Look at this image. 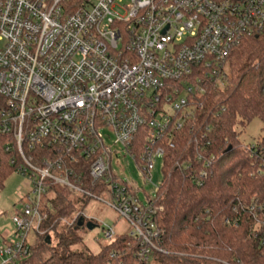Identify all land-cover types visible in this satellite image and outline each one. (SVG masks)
Returning a JSON list of instances; mask_svg holds the SVG:
<instances>
[{
  "label": "built area",
  "instance_id": "1",
  "mask_svg": "<svg viewBox=\"0 0 264 264\" xmlns=\"http://www.w3.org/2000/svg\"><path fill=\"white\" fill-rule=\"evenodd\" d=\"M251 38L264 41V0H0V148L14 150L10 164L32 185L0 264L29 255L49 187L92 196L85 176L153 248L157 206L140 201L127 158L150 182ZM80 219L92 222L78 213L69 226Z\"/></svg>",
  "mask_w": 264,
  "mask_h": 264
},
{
  "label": "trees",
  "instance_id": "2",
  "mask_svg": "<svg viewBox=\"0 0 264 264\" xmlns=\"http://www.w3.org/2000/svg\"><path fill=\"white\" fill-rule=\"evenodd\" d=\"M229 71L223 91L201 98L194 129L176 135L165 151L153 198L159 232L153 248L122 235L96 254L74 250L81 241L75 231L86 222L62 220L88 200L109 197L104 183L91 186L85 176L91 197L47 189L30 253L13 264H264V137L244 144L235 130L253 118L264 125V41L244 40L229 57ZM14 153L0 148V189L15 172Z\"/></svg>",
  "mask_w": 264,
  "mask_h": 264
},
{
  "label": "rangeland",
  "instance_id": "3",
  "mask_svg": "<svg viewBox=\"0 0 264 264\" xmlns=\"http://www.w3.org/2000/svg\"><path fill=\"white\" fill-rule=\"evenodd\" d=\"M128 1L129 0H116V4L122 7L126 5ZM226 72L228 73L229 71ZM169 112L171 113V110H169ZM235 130L238 133L239 141L244 144H248L257 138L264 137V125H262L258 118L249 120L244 126H239ZM127 161L129 162V167L128 171L125 173L131 177L140 191L138 195L140 201L154 198L156 190L162 181L161 160H156L154 162L150 182L145 181L144 175L136 169L135 163L131 158L128 157ZM31 190L32 185L27 177L15 172L6 177L3 188L0 189V248L5 246V241L15 238L17 229L12 222V218L23 208V202L27 195L31 193ZM42 202H45L44 198H42ZM108 202L109 199L107 198L101 200H88L82 210H78L79 207H77L74 215L62 220L63 225L68 226L78 213H83L95 223V227L92 230L82 228L76 229V235L81 241L74 247V250H85L93 254L98 253L102 246L110 242L103 237L102 227L112 229L115 236L131 235L133 233V228L127 219L115 209L109 207L107 204ZM27 238L32 242L34 233L31 231Z\"/></svg>",
  "mask_w": 264,
  "mask_h": 264
},
{
  "label": "water",
  "instance_id": "4",
  "mask_svg": "<svg viewBox=\"0 0 264 264\" xmlns=\"http://www.w3.org/2000/svg\"><path fill=\"white\" fill-rule=\"evenodd\" d=\"M78 223H79V226H81V225L84 224V220L80 219L78 221ZM85 227H86L87 230H92L95 227V224L93 222H91V221H88V222H86Z\"/></svg>",
  "mask_w": 264,
  "mask_h": 264
}]
</instances>
